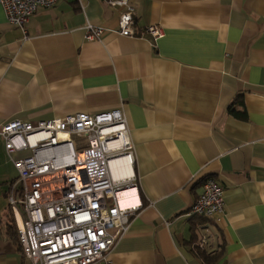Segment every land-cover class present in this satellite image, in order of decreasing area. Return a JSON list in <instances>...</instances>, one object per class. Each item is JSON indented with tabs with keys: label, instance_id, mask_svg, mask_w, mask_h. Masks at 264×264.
<instances>
[{
	"label": "crops",
	"instance_id": "1",
	"mask_svg": "<svg viewBox=\"0 0 264 264\" xmlns=\"http://www.w3.org/2000/svg\"><path fill=\"white\" fill-rule=\"evenodd\" d=\"M129 1L135 29L161 37L118 34L105 0L39 7L26 36L0 6V126L123 112L136 200L110 264H203L202 236L211 264H264V0ZM88 22L110 30L86 39ZM16 177L0 136V264L25 262L7 201ZM205 177L223 187L213 217L188 211Z\"/></svg>",
	"mask_w": 264,
	"mask_h": 264
},
{
	"label": "built area",
	"instance_id": "2",
	"mask_svg": "<svg viewBox=\"0 0 264 264\" xmlns=\"http://www.w3.org/2000/svg\"><path fill=\"white\" fill-rule=\"evenodd\" d=\"M56 2L0 0V6L7 21L26 36V23L37 8ZM105 2L120 10L118 34L148 33L155 39L163 35L154 24L135 29L129 0ZM107 30L88 22L85 38H98ZM0 136L17 170L7 201L24 264H110L107 255L135 209L120 206L117 198V192L135 181L134 147L123 112H76L35 123L11 118L0 126ZM14 153L20 155L12 157ZM120 159L129 173L114 176L111 162ZM223 210V187L205 177L189 213L213 217ZM198 244L207 245V237Z\"/></svg>",
	"mask_w": 264,
	"mask_h": 264
},
{
	"label": "bare ground",
	"instance_id": "3",
	"mask_svg": "<svg viewBox=\"0 0 264 264\" xmlns=\"http://www.w3.org/2000/svg\"><path fill=\"white\" fill-rule=\"evenodd\" d=\"M111 168L114 176H123L129 173V170H127L124 166V159L112 161ZM117 198L120 206L125 207L136 200V195L134 194V189L130 187L117 192Z\"/></svg>",
	"mask_w": 264,
	"mask_h": 264
},
{
	"label": "trees",
	"instance_id": "4",
	"mask_svg": "<svg viewBox=\"0 0 264 264\" xmlns=\"http://www.w3.org/2000/svg\"><path fill=\"white\" fill-rule=\"evenodd\" d=\"M228 110L229 112H231V114H233L237 118L242 117L244 115L243 113L239 111H235L233 109V104L229 106ZM15 234H16V230H15ZM16 242H18L17 234H16ZM193 251L201 259L203 264H211V262H213L216 258V255H215L216 253L214 255L207 253L206 249L203 247H200L198 243H195L193 245Z\"/></svg>",
	"mask_w": 264,
	"mask_h": 264
}]
</instances>
